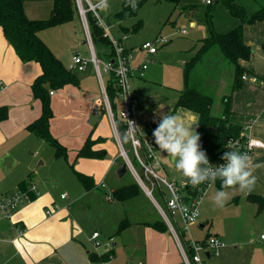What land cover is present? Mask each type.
Returning a JSON list of instances; mask_svg holds the SVG:
<instances>
[{
	"label": "crops",
	"instance_id": "crops-1",
	"mask_svg": "<svg viewBox=\"0 0 264 264\" xmlns=\"http://www.w3.org/2000/svg\"><path fill=\"white\" fill-rule=\"evenodd\" d=\"M32 2H35L36 5L30 4L28 6V1L25 3L27 16L34 20L47 19L48 17L39 15L38 11L42 4L38 3L48 1ZM49 3L50 6L45 7L48 8L50 16L53 5L52 2ZM92 5L97 6L98 3ZM191 26L196 29L198 24L191 22ZM45 31L40 33V37L48 45L45 41ZM124 33L126 32L124 31ZM203 39L201 38V40ZM145 41L147 40L143 42ZM244 41L248 46L254 48V51L250 61L243 62L241 65L251 72V76L256 77L257 80L254 84H260L264 89V21L245 25ZM143 42L130 47L123 45L128 50H137ZM199 45L198 47L194 45L190 59L196 53V48L199 49ZM49 47L51 48V46ZM161 49L162 47L158 53ZM158 53L149 56L136 53L133 65L138 66L141 60H148L146 74L150 63L157 60ZM55 55L62 61L61 56ZM73 56L69 63L72 66L67 68L75 70ZM89 67L90 65L84 72H88ZM218 71L214 72L215 76H213L216 82L222 80L221 69ZM41 72L39 64L24 65L18 59L0 28V87L2 86L0 88V107L5 106L9 109L8 119L0 122V197L9 198L16 195L19 192V184L27 180L30 174L29 183L36 195L35 199L22 202L10 219L5 217L0 206V264H78L79 260L80 262L83 261V251L86 250L85 242H89L92 234L83 236L81 224L83 215H78L79 213L82 214L80 211L76 214V209L81 207L82 202L89 205L90 202L87 199L105 185L114 170L122 165L119 163L122 160L120 149L114 139L109 119L104 116L98 122V116L92 113L96 98L92 100L95 95L88 89V75L80 77L77 75L78 86L67 85L62 90L54 91V94L51 95L54 117L51 120L50 130L52 135L66 147L67 158H56L55 151L49 150L48 144L43 139L38 138L27 129L42 115V104L33 98L31 88L34 80ZM145 81H147L146 75L143 78L138 76L132 78L133 94L138 99V112H143L144 108L136 94V86L139 87V84ZM183 89L177 91V99ZM223 109L224 106L220 115H222ZM262 111L248 112V117L246 115L244 117L246 116L245 121L251 122L250 128L246 131L247 136L264 142V108ZM251 119L255 120L254 123ZM141 123L142 126L140 124L139 126L142 129L149 123L157 125V122L149 119H144ZM196 127L197 116L195 130ZM90 134L92 140L102 139L93 146L92 150H103V159L76 157ZM170 161L172 163L177 162L175 157L171 158ZM249 168L254 169L253 175L257 176V183L251 193L243 194L247 199L249 195L264 197V150H256L253 153ZM77 173L91 177L94 181V187L86 190ZM121 187L124 186L114 183L111 189L112 194ZM65 193L68 194V197L63 199L61 195ZM112 200H114L112 197H108L109 202ZM117 203L123 205L125 202ZM48 210H52L50 214L47 213ZM125 219H120L119 225ZM154 222L156 221L132 225L120 234L116 232L114 236H121L133 230L140 232L139 234L143 239H141L142 243L140 244L143 258L138 262L143 264H184L179 247L170 233H162L144 225V223ZM199 227L205 228L206 225L204 223ZM18 229L24 231L22 236H19ZM93 232H99L101 237L100 230ZM207 233L211 232L207 230ZM212 234H216L219 239L224 241L219 233L213 232ZM262 236L264 235H261L260 241L257 243L260 250H264V238ZM204 238L195 240H203ZM256 238L255 235L252 236V240ZM112 245V249L115 250L116 243L113 242ZM86 253L89 259L90 252L87 251ZM212 257L214 256L206 255V260H210ZM205 264H207L206 261Z\"/></svg>",
	"mask_w": 264,
	"mask_h": 264
},
{
	"label": "rangeland",
	"instance_id": "rangeland-1",
	"mask_svg": "<svg viewBox=\"0 0 264 264\" xmlns=\"http://www.w3.org/2000/svg\"><path fill=\"white\" fill-rule=\"evenodd\" d=\"M88 1L92 4L98 3V0ZM138 1L140 0H136V2ZM49 2L51 1L38 3L42 4L40 5L41 9L38 11L41 17H49V10L45 7L50 6ZM85 2L88 3L87 0ZM85 2H83L84 6ZM124 2L125 0H107L106 10H101L96 6L104 26L110 30L111 35L116 40L121 38L123 44L130 47L139 45L144 40H153L158 36L169 39V43L162 46L156 57L157 60L150 63L149 70L145 74L147 81L139 84V87L136 86V94L139 96L144 108L143 112H137L138 123L142 126L141 122L144 119L158 123L160 118L167 112L179 114L185 123H196L194 113L176 107L177 91L185 86L184 66L193 54L191 50L195 47L194 45L198 47L201 38L207 36L206 26L200 22L201 18H204L207 4L204 0H183L180 5L175 6L168 1L147 0L137 9L134 15L121 20L118 14L121 12ZM244 2L250 11L264 5V0H245ZM28 4V6L30 4L36 5L32 1H28ZM100 6L103 7V5ZM191 6L198 8L194 14H188V11H190L188 8ZM139 20L143 22L142 28L138 31H132L131 28ZM191 22H197L198 27L196 29L192 27ZM213 22L218 31L225 32L234 28L237 21L220 4L215 9ZM125 28L130 29L126 38H124ZM184 29L187 32L186 34L181 33ZM45 32V41L51 46L54 54L62 57V62L66 67L72 66L69 63L76 53H81L88 58L91 57L89 45L87 43L83 44L86 40V34L79 14L69 25ZM94 51L101 61L100 67L103 70L104 63L108 60L112 48L110 45L97 44L94 46ZM147 64H149L148 60ZM214 67L217 69H212ZM219 69H221L222 80L216 82L213 76H215L214 72ZM74 72L79 77L89 76L88 89L95 95L92 100L99 98L101 101L102 88L94 65L90 64L88 72H81L77 68ZM107 79L108 76L103 73V82L106 83ZM192 79L194 86L213 97L211 112L215 116H220L224 106V97L232 92L231 88L234 82L233 66L224 60L221 52L216 48L198 64L192 74ZM263 108L264 89L260 84H254L251 80L244 81L243 87L233 94L231 109L236 112L248 117V112H263ZM192 128L195 129V124L192 125ZM48 146L49 150L55 151L49 144ZM128 150L130 149L128 148ZM129 154L132 156L131 152ZM161 155L159 160L162 167L160 174L165 175L171 182H183L187 177L182 176L176 170V163L170 161L168 153ZM175 158L177 161L180 159L178 156ZM119 163H122V160ZM118 168L119 166L111 174L105 186H102L93 196L87 199L90 202L89 205L82 202L81 207L76 209V214L80 211L82 214L79 213L78 215H83L81 220L83 236L93 234L94 230L101 231L100 238L93 240L91 235L90 243L85 242L86 250L83 251V261L80 262L79 260L78 264H128L140 261L143 258L140 232L133 230L121 236H114L118 230L119 220L127 218L135 226L143 222L162 220L153 201L144 193L145 191H141L139 196L126 201L123 205L114 200L112 202L108 201V197H112L111 189L114 183H118L120 186L134 183V176L131 171L119 178L117 175ZM217 191L219 190L213 184L204 193L199 206L198 222L189 227L188 236L192 239L204 238L208 230L211 233L217 232L223 237L225 248L220 250L218 257L214 256L210 260H206L207 264H264V250H260L257 244L261 235H264V210L259 212L258 205L247 199L238 189L224 190L231 195V198L223 207H218L213 203V197ZM154 197L165 208V204L157 192ZM204 223L206 227L200 228L199 226ZM176 227L179 228V226ZM253 235L257 237L255 240H252ZM111 237H113V240L109 242ZM113 242L116 243L115 254L110 261L93 263L88 259L87 251L101 254L106 251L104 246L108 243L112 245ZM97 244L100 245L99 248L96 247ZM181 259L184 262L182 254Z\"/></svg>",
	"mask_w": 264,
	"mask_h": 264
},
{
	"label": "trees",
	"instance_id": "trees-1",
	"mask_svg": "<svg viewBox=\"0 0 264 264\" xmlns=\"http://www.w3.org/2000/svg\"><path fill=\"white\" fill-rule=\"evenodd\" d=\"M27 1H51L53 5L51 15L47 19H30L25 12V3ZM146 1L147 0H140L136 2V0H125L118 17L122 20L127 16L134 15L137 9ZM156 1H168L178 6L183 0ZM244 1L245 0H213L211 4L207 5L208 7L205 11L204 18L200 20V22L206 26L207 36L201 40V46L184 66L185 86L179 93L176 107L188 110L197 116V127L195 131L200 135L198 141L199 151L204 154L207 160V164L201 163L199 165L201 170L207 168L209 165L227 164L228 161L224 159V157L228 153L236 152L242 155V150L237 147L231 149L228 145L231 141H237L243 145L246 140V130L251 124V122L245 121L244 115L232 111L231 102L235 91L242 88L244 85V80L242 79L243 75L253 77L250 75L251 72L241 65L243 62L250 61L253 53L252 47L248 46L244 41V26L264 21V5L254 11H250ZM220 4L231 17L237 21L235 27L229 31L221 32L214 27V12L216 7ZM86 8H88V6H86ZM197 9V7L191 6L188 8V10L191 11H188V14H194L197 12ZM78 14L76 0H0V28L8 44L14 49L18 59L24 65L37 63L41 66L42 70L41 74L34 80L31 86L33 98L39 100L42 104V115L30 124L27 129L54 148L56 158H67L68 154L66 147L52 135L50 130L51 120L54 117L50 93L62 90L67 85L78 86L79 82L74 70L67 68L63 64L61 59H59L51 48L42 40L40 33L71 23ZM86 17L94 46L97 44L111 46L109 38L104 36V30L98 25L93 12H87ZM142 26L143 22L139 20L131 30L138 31ZM124 31L126 32L125 34H128L130 29L125 28ZM216 48L219 49L224 60L233 66L234 70V82L231 88L232 92L224 97V109L220 116L211 114L213 97L203 93L192 84V74L196 67L207 54ZM112 51L110 54L113 53ZM106 91L112 110L116 114V121L121 137L125 140V126L117 117L120 104L118 99V88L113 76H110L107 81ZM104 116H106V110L102 108L101 115L97 119L98 122ZM8 117V107H0V122L7 120ZM156 128L157 125L149 123L143 131L153 136V130ZM100 140L102 139L92 140L90 134L76 157L103 159V150H92L93 146L100 142ZM133 162L139 169L140 165L137 160L133 159ZM122 164H124V161H122ZM77 175L86 190H90L94 187V181L91 177L80 173H77ZM30 177L31 174L27 180L19 184V192L27 194L29 199L33 200L36 198V195L31 190L29 183ZM214 185L218 190H221V180L219 177L215 179ZM141 191L143 190L134 180V183L115 190L112 194V198L116 202H126L139 196ZM156 192L158 193V190H156ZM248 199L258 205L259 212L264 210L263 196L249 195ZM144 225L162 233H170L163 219L154 223H144ZM130 226H132V224L128 219L123 220L119 225L117 234L122 233ZM211 236L218 237L216 234L207 233L204 239ZM181 239L184 245L189 248L188 235L186 233H181ZM188 250L189 255L192 256L194 253L193 250L191 248ZM114 254V249H111L109 252H102L101 254L90 252L89 259L93 263L108 262Z\"/></svg>",
	"mask_w": 264,
	"mask_h": 264
},
{
	"label": "built area",
	"instance_id": "built-area-1",
	"mask_svg": "<svg viewBox=\"0 0 264 264\" xmlns=\"http://www.w3.org/2000/svg\"><path fill=\"white\" fill-rule=\"evenodd\" d=\"M85 0H76L79 16L81 17V23L86 34L85 43L89 45L91 51V57H85L81 53H77L73 56V63L76 68L84 72L88 66L92 63L95 68V72L100 80L102 88V99L98 98L94 100L92 113L95 116H100L102 108L106 110V116L110 121L114 139L120 149V157L127 164L128 171L133 174L134 180L137 184L142 187L144 193L153 201L156 206L161 218L164 220L169 228L170 234L175 239L180 253L182 254L184 264H205L206 255L216 256L220 255V250L225 248V243L221 239L215 236H211L203 240H195L189 237L188 247L193 250V255H189V248L184 245L181 239V233L189 235V227L196 224L199 219V206L201 204L202 197L206 190L214 184L211 177H208L202 181L198 186L192 187L187 184L186 181L191 178H186L183 182H171L165 175L160 174L162 169L160 164V154L166 151H161L155 144L154 137L144 133L143 129L140 128L137 118L138 112V99L133 94L132 89V78L138 76L143 78L145 71L148 68L147 60L143 59L138 66L133 65V61L136 59V53L144 54L145 56L155 55L158 53L160 47L166 45L169 39L163 36H158L153 40H147L143 42L137 50H128L124 47L121 40H116L110 33V30L104 26L96 6L92 5L88 0L85 6ZM205 4H211L213 0H204ZM88 6V8H86ZM93 12L98 25L104 30V36L109 38L113 53L108 55V60L104 63V68L101 70L100 60L94 51V44L91 37L88 20L86 17L87 12ZM182 34H186V30L181 31ZM127 34H125L126 38ZM103 73L108 76H113L118 88V99H119V110L117 117L123 122L125 126L126 139H122L118 124L116 121V114L112 110L107 91L106 83L103 82ZM244 81L251 80L256 82V77H250L243 75ZM2 88V86L0 87ZM51 95L54 92L50 93ZM253 122V121H252ZM251 124L248 128H250ZM247 128V130H248ZM246 130V131H247ZM245 143L241 145L237 141H231L228 145L229 148L233 149L237 147L251 158L256 150H264V142L258 139L248 137L245 133ZM260 141L259 144L251 143V141ZM128 148L130 150H128ZM132 153L130 156L129 153ZM133 159H136L140 165L139 169L134 164ZM221 165L217 164L209 165L213 171L220 168ZM207 167V168H208ZM206 169V168H205ZM150 185V186H149ZM105 186V185H103ZM33 191V187L31 188ZM158 190L159 197L165 204L163 208L160 203L155 199L154 194ZM195 193V194H193ZM68 196L62 195L63 199ZM25 200H30L27 194L18 192L16 195L9 198L0 197V206L6 218L10 219L13 216V212L18 206ZM52 210H48L50 214ZM179 218V219H178ZM176 226H179L177 228ZM23 230L18 229L19 236H22ZM100 237L99 232L92 234V239L97 240ZM264 238V236H262ZM112 242V239L109 241ZM100 247L99 244L96 245ZM111 244L104 246L105 252H109L112 249ZM100 254V253H99ZM112 258V257H111ZM128 264H143L142 262L128 263Z\"/></svg>",
	"mask_w": 264,
	"mask_h": 264
},
{
	"label": "clouds",
	"instance_id": "clouds-1",
	"mask_svg": "<svg viewBox=\"0 0 264 264\" xmlns=\"http://www.w3.org/2000/svg\"><path fill=\"white\" fill-rule=\"evenodd\" d=\"M97 6L101 10H106L107 0H98ZM193 124L195 123H185L179 114L167 112L160 118L158 127L153 130L158 149L162 152L166 151L170 159L177 156L180 158L175 168L182 176L191 178L186 183L196 187L208 177H211L213 182L219 177L221 190L217 191L213 197V203L218 207H223L231 198L224 189H238L245 194L251 193L257 183V176L253 175L254 169L249 168L250 157L246 153L244 155L236 152L226 154L224 159L228 163L221 165L215 171L211 167L203 170L199 168L201 163L207 164V160L199 151L200 135L192 128ZM251 143L259 144L260 141L253 140Z\"/></svg>",
	"mask_w": 264,
	"mask_h": 264
},
{
	"label": "water",
	"instance_id": "water-1",
	"mask_svg": "<svg viewBox=\"0 0 264 264\" xmlns=\"http://www.w3.org/2000/svg\"><path fill=\"white\" fill-rule=\"evenodd\" d=\"M252 51H254V48H252ZM158 123H157V127H158ZM127 171H128L127 164L124 163L118 168L117 174L120 178H122L127 173Z\"/></svg>",
	"mask_w": 264,
	"mask_h": 264
}]
</instances>
